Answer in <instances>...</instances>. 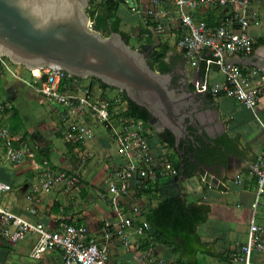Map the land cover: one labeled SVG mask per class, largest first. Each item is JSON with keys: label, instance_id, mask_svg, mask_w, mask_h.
I'll list each match as a JSON object with an SVG mask.
<instances>
[{"label": "crops", "instance_id": "obj_1", "mask_svg": "<svg viewBox=\"0 0 264 264\" xmlns=\"http://www.w3.org/2000/svg\"><path fill=\"white\" fill-rule=\"evenodd\" d=\"M148 1L135 0V3L145 8ZM166 3L169 6V2ZM251 5L255 15L247 32L252 42V52L248 56L235 54L228 59L243 71L258 69L262 87L255 110L256 115L240 101L223 95H210L211 106L203 108L208 114L206 128L211 136L217 138L224 132L227 136L239 134L236 146L246 157V160L240 162V172H234L231 178L224 174L220 178L223 185L221 190L203 182L199 176L196 186L195 184L190 188L184 186L182 195L186 202L207 208L206 220L196 225L195 229L199 242L190 250L184 248L179 240L176 242L177 249L157 241L154 237V228L146 220L147 213L164 199L160 189L165 182L164 179L173 174H165L155 182H147L142 188L132 189L129 196L123 198L126 205L125 213L132 214V208L137 206L139 217L136 220L147 221L149 231L144 236L146 238L132 235L130 247H124L115 241L110 242L109 257L112 264H137L139 257L145 254L148 248H152L155 257L164 260L166 264H242L234 259V255L240 253L241 246L246 241L251 219L250 206L255 194V175L252 167L259 162L264 153V0H251ZM95 6L97 10L99 5ZM127 13L131 15L129 21L125 20ZM115 14L118 16L122 14L118 27L120 32L126 33L133 26L132 34L139 36L140 31H144L140 44L147 43L145 36L148 35L146 30L149 28L142 24L144 14L135 13L123 4L119 5ZM197 15L212 22L219 17V12H200ZM165 21L168 31L156 33L149 30L154 43H148L154 46L165 44L167 49L165 61L174 69L177 76L190 80L191 72L199 59H190L177 48L175 42L178 23L175 16L171 15L165 18ZM14 69L19 73L23 72L18 66H14ZM222 80L223 74L216 66H207L205 81L214 83ZM78 83L88 86L90 93L96 98H116L125 102L120 90L103 88L99 82L91 78L78 80ZM18 85H22L26 90H18L16 87ZM0 102L11 106L0 109V128L8 129L12 136L25 140L28 145H35L37 161L47 158L52 164L61 167L76 165L74 147L63 141L62 106L25 86L1 64ZM26 116L31 117L32 123ZM81 119L90 122L88 114L82 115ZM144 127L147 125L145 124ZM147 131H149L148 139L152 147L155 167H159L165 161L173 164L178 160L177 155L171 154L169 148L165 146L159 130L149 126ZM82 148L86 149L90 156L80 169L81 183L78 188L71 191L54 188L49 192L41 193L40 203L36 206V215L27 211L31 187L36 183L33 178L34 166L28 161L15 164L0 160V183L8 185L7 190L0 191V204L28 219L41 221L51 229L57 228L61 222H83L88 226L90 234L96 236L101 221L114 216L110 205L99 199V193L107 187L109 175L119 165V157L114 141L101 126H96L93 137ZM2 156L3 148L0 147V159ZM258 208L256 221L261 229L260 237L264 241V200ZM149 236L151 238H148ZM30 243L31 240H24L12 244L0 239V264L61 263L62 254L58 250L49 251L40 259L29 258ZM250 264H264V250L253 251Z\"/></svg>", "mask_w": 264, "mask_h": 264}, {"label": "built area", "instance_id": "obj_2", "mask_svg": "<svg viewBox=\"0 0 264 264\" xmlns=\"http://www.w3.org/2000/svg\"><path fill=\"white\" fill-rule=\"evenodd\" d=\"M105 1L93 0L97 5ZM111 1L144 14L142 24L151 32L168 31L165 18L174 15L178 23L177 48L188 58L199 59V54L207 47L211 54L207 66L214 65L223 74L220 82L205 81L206 91L211 96L223 95L240 101L256 115L262 87L258 69L243 71L228 59L235 54L248 56L252 52V42L247 32L255 15L251 0H149L145 8L136 4L135 0ZM166 2H169V6ZM216 11L219 17L212 22L197 15ZM0 64L25 86L62 106L63 141L76 151L77 161L73 167L52 164L47 158L37 161L35 145H28L25 140L12 136L8 129L0 128V147L3 148L0 160L15 164L28 161L34 166L33 178L36 183L32 184L27 207L30 214L36 215L41 193L54 188L68 191L78 188L81 183L80 169L90 156L82 147L93 137L96 126L103 127L109 133L119 157V165L109 175L107 187L99 193V199L110 205L114 216L101 221L96 236L90 234L83 222H61L57 228L51 229L41 221L28 219L0 204V239L12 244L31 240L28 257L32 259H40L47 252L58 250L62 254L60 264H112L110 242L130 247L132 235L146 238L144 236L149 231L147 221L136 220L139 217L137 206L132 208V214L125 213L123 198L128 197L132 189L142 188L149 181L155 182L165 174H176L168 161L155 167L147 131L151 125L147 123V127H144L143 121L128 115L126 101L96 98L88 86L78 83L84 78L69 75L58 67L27 69L11 63L1 54ZM14 66L20 67L23 72L19 73ZM10 107L0 102V109ZM86 114L90 122L82 121L81 116ZM252 172L255 175V194L250 206L251 219L246 241L240 253L234 255V259L242 264H250L253 251L264 250L261 229L256 221L257 208L264 200V153L259 162L253 165ZM7 189L8 185L0 183V191ZM137 262L166 264L155 257L152 248H148Z\"/></svg>", "mask_w": 264, "mask_h": 264}, {"label": "water", "instance_id": "obj_3", "mask_svg": "<svg viewBox=\"0 0 264 264\" xmlns=\"http://www.w3.org/2000/svg\"><path fill=\"white\" fill-rule=\"evenodd\" d=\"M88 5V0H0V54L27 69L58 67L77 78L95 77L124 92L150 113L148 123L155 130L171 132L175 150L180 138L190 132L188 127L211 141L214 137L206 128L208 114L203 109L211 106L205 86L211 56L207 47L199 54L191 79L181 76L179 87H175L174 69L160 72L149 65L153 44L135 48L120 31L105 34L93 30ZM238 135L224 132L217 137L227 142L223 159L214 155L190 168L180 155L172 164L176 174L166 177L160 187L162 197L182 195L184 186L197 185L198 176L221 190L220 178L240 172V162L246 160L236 146Z\"/></svg>", "mask_w": 264, "mask_h": 264}, {"label": "trees", "instance_id": "obj_4", "mask_svg": "<svg viewBox=\"0 0 264 264\" xmlns=\"http://www.w3.org/2000/svg\"><path fill=\"white\" fill-rule=\"evenodd\" d=\"M90 4V2H89ZM119 2L106 0L99 4L97 10L92 14L90 27L93 30H101L103 33L108 34L111 31H119L118 26L110 24L109 18L114 10L119 7ZM145 36L147 42H153L149 30ZM144 31H140L139 39H141ZM127 40V34L121 32ZM134 47V46H132ZM166 45L161 43L154 46L152 53L148 56L147 61L149 65L160 72H168L170 69L169 64L165 61ZM97 82L103 88H112L101 83L95 77H89ZM123 99L127 103L126 113L135 119H139L148 123L150 113L143 107L135 104L129 100L124 92ZM207 208L203 205L193 204L186 202L183 195L170 196L162 199L155 207H153L146 215V220L154 228V237L157 241L170 246L172 249H177L178 242L186 249L190 250L193 245L199 242L195 229L196 225L204 222L207 217Z\"/></svg>", "mask_w": 264, "mask_h": 264}, {"label": "flooded vegetation", "instance_id": "obj_5", "mask_svg": "<svg viewBox=\"0 0 264 264\" xmlns=\"http://www.w3.org/2000/svg\"><path fill=\"white\" fill-rule=\"evenodd\" d=\"M170 70H172V67H170ZM173 80V86L179 87L180 77H177L176 72ZM188 130L190 132L180 138L178 150L174 149V137L171 132L166 128L159 130L162 139H164L165 146L169 148L171 154H176L178 158L181 155L185 165L188 164L190 168H195L203 159H211L214 155L216 159H223V154L227 147L225 140H219L214 137L211 141H208L195 128L188 127Z\"/></svg>", "mask_w": 264, "mask_h": 264}, {"label": "rangeland", "instance_id": "obj_6", "mask_svg": "<svg viewBox=\"0 0 264 264\" xmlns=\"http://www.w3.org/2000/svg\"><path fill=\"white\" fill-rule=\"evenodd\" d=\"M88 2H90V4L88 5V8H87V12H88V16L90 18V21H91V18H92V14L94 13L95 11V8L97 5L95 2H93V0H88ZM116 10L113 11V13L111 14L110 18H109V23L110 24H113V25H116V26H120V20H121V17H122V14H120L119 16L115 14ZM131 19V15L129 13L125 14V20L129 21ZM133 26H131L128 30H127V42L129 43V45L131 46H134L135 48H139L140 46V43L142 42V39H139L137 36L138 34H132V31H133ZM106 34V33H105ZM144 40V38H143ZM146 41V40H145ZM144 42V41H143ZM152 53V52H151ZM24 67V66H23ZM25 68V67H24ZM27 76V75H26ZM85 79H90L89 77L88 78H84V79H81V80H85ZM93 80V79H92ZM18 90H26L25 88H23L22 85H18L16 86ZM16 89V88H15ZM16 89V91H17ZM115 89V88H114ZM118 90V89H116ZM29 91V90H27ZM31 93V91H29ZM37 103V102H36ZM26 118L31 121L32 123V119L30 116H26ZM37 152V150H36ZM259 209V208H258ZM257 209V210H258Z\"/></svg>", "mask_w": 264, "mask_h": 264}]
</instances>
